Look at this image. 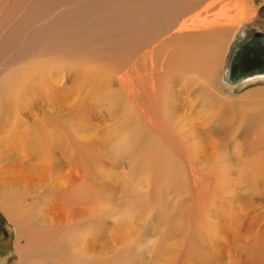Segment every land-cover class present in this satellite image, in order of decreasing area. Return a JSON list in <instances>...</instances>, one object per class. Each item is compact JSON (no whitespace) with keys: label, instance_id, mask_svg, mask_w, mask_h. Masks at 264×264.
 Here are the masks:
<instances>
[{"label":"rangeland","instance_id":"rangeland-1","mask_svg":"<svg viewBox=\"0 0 264 264\" xmlns=\"http://www.w3.org/2000/svg\"><path fill=\"white\" fill-rule=\"evenodd\" d=\"M210 1L0 0V107L24 106L30 112L35 103L39 108L34 120L24 119L17 110L14 115L13 111L0 114V264H20L21 259L30 264L27 255L32 252L19 256L18 251L33 250L50 237L64 235L59 223L50 233L17 231L25 221L22 212L28 218L43 213L28 191L24 201L9 197L13 179L19 176L25 188H36L33 167L42 165L26 161L25 149L11 144L13 138L21 137L14 128L23 126L22 130L32 133L34 125L40 137L46 138L51 128L56 140L61 135L71 143L77 140L87 145L80 154L68 141H61L69 147L68 164L54 170L55 175L48 174L57 185L45 191L55 196L40 205L44 209L51 204L52 213L64 221L63 202L76 208L77 199L85 197L83 224L71 221L74 264H264V78L234 87L222 84L224 46L215 66L214 87L210 93L202 91L222 99L224 121L207 129L204 119L196 121L200 125L194 127L192 137L197 162L193 153L166 148L167 142L162 144L156 134H148L143 127L146 122L139 119L134 102L123 97L119 82L124 77L128 87L130 83L138 86L146 65L138 61L133 69V62L165 34L174 32L181 19ZM243 1L248 9L242 23L255 19L264 6V0ZM156 51L157 64L167 58L171 47ZM168 79L175 81L178 76ZM175 84L171 89L173 96L175 91L178 94L173 101L178 109L163 113L161 105L158 113L163 120L175 118L182 127L188 96L203 89L179 85L178 80ZM163 89L169 88L164 85ZM17 93L21 95L20 100L16 95L18 101L13 100ZM143 94L140 108L149 105ZM196 112L197 107L191 114ZM121 139L126 144L114 155L111 140ZM129 144L136 151L134 162L126 154ZM83 159L92 162L83 166ZM8 166H20L14 168L22 172L8 170ZM217 168L227 182L220 190L214 179ZM59 256L54 259L68 263L63 252Z\"/></svg>","mask_w":264,"mask_h":264},{"label":"bare ground","instance_id":"bare-ground-1","mask_svg":"<svg viewBox=\"0 0 264 264\" xmlns=\"http://www.w3.org/2000/svg\"><path fill=\"white\" fill-rule=\"evenodd\" d=\"M247 9H248V5L243 0H211L210 2L206 3L202 8L196 10L191 15H188L186 18L181 19L180 21L181 23L178 24L174 32L170 34H165L163 39L161 41H158L159 42L158 45L154 47H150L147 51L142 53L139 60L133 62L134 63V65H132L133 69L135 68V64L138 61L143 62L146 65V68H144L146 73L144 74V77L138 81V86L136 85L134 86L133 83H130V87H128L127 83L123 81L124 77L119 79V82L121 83L123 89L122 91L123 97L132 100L134 102L132 103L137 107L138 113L140 114L138 116L139 119L141 118L142 121L146 122V123L144 122L145 126L143 127L146 128L148 134L152 135L153 137L154 134H156L155 139H158L162 144H166L167 142V144L164 145L166 146V148L168 147L171 149H181L183 151L187 150V154L193 153L195 156V159L193 160H195L196 162H197V158H196L197 155H195L193 151L194 150L193 148H195V144H194L195 138L192 137V135H194L195 133L193 132L194 127L196 128V126L200 125L196 121L198 119H204L202 123L205 129H207L208 127H218L220 126L222 121H224V117L221 114V110H222L221 106H223L222 99L219 97L218 98L213 97L212 92H211L212 96L207 95V93L206 94L202 93V91L204 92L206 91L205 89H208L209 91L214 87V80L216 78V72H217L215 70V66L218 65L219 56L223 51L224 46L227 44L226 53L222 58V65H223L222 73H221L222 84L228 87H234L244 82H248L259 78H264V71H263L261 73H255L253 75H249L248 77L241 78L240 80L237 81H232L231 79L229 66L231 65L233 59L237 57V59H235V61H233V64L231 65L232 66L231 71L232 74L234 75L236 68H239L236 65V61L239 59L238 51L240 53L243 50L248 49V51L244 55H248L249 53H255V50H253L254 49L253 46H255V44H258V42H256L251 47L248 42L252 40L253 43L255 40L259 41L260 38L263 41V47H264V6H262L258 10L255 19L242 23L246 15ZM240 22L241 24L239 25ZM229 37H231L230 41H226L225 43V40ZM172 43H174V45H172ZM246 43H248L249 47L247 46ZM166 47H171V51L167 53V55L165 56L167 58L163 60L161 59L156 64L154 58L156 57L155 55H157V53L153 55L154 52H158L156 50L161 48L166 49ZM158 57L162 58L160 57V54ZM247 57L248 56H245V58ZM126 75L128 76V74ZM171 75H177L178 79H176L175 81H169L168 78H171ZM177 80L179 85L182 86L185 85V87H190L192 85H196V86L199 85L198 89H203L200 90L202 95L200 94V92L198 93L197 91L196 96L193 97L188 96V100H186V106H185L188 114H186L187 119L186 121L183 122L182 127H180L182 123L177 124L178 121H176L175 118L173 119L166 118L165 119L167 121L166 122L161 117L159 118L160 112L158 113L159 109L160 108L162 109L161 105H163V110H162L163 113H167L170 111H172L173 113V110H175L176 104H174L173 101L175 100V97H178V94L175 91V95L173 96L174 93L172 92H174V90L173 88L171 89V87L177 82ZM164 85H167L169 89H163ZM185 87L183 88L185 89ZM162 92L166 93V96L164 98L161 96ZM142 94H143V98L144 96H146L144 98L145 101L149 100L148 102L149 107L147 106L146 108H140V106L138 105V103L141 102L140 96ZM16 95H18V100H20L21 95H19V93L14 95L13 100L14 99L17 100L15 98L17 97ZM119 96H120L119 93L116 92L115 98H118ZM196 97L199 98L198 105L197 103L195 104V102L197 101ZM8 98L12 99L11 92L10 93L8 92ZM142 102H144L143 99ZM34 104L32 105L30 112L23 110V108H25L24 106L23 108L21 107L19 108L18 106H16L15 109L13 107L10 108V107L2 106L0 107V114L4 115L3 114L4 112L13 111L12 113L14 115L15 113L14 110H17L19 112L18 114L21 115V117H23L24 119H30L31 117V120H34V118L37 117V113L39 111V108L36 109ZM195 107H197V112L193 116V114L191 113L192 110L194 111ZM18 123L21 124V118L19 119ZM18 123L16 124L18 125ZM168 125H170L169 128L166 127ZM53 126H55V124ZM22 127L23 126H20L19 128L16 129L13 127L14 130H16V132L14 131L15 133L18 134V132H21V137L13 138V142L11 143L12 147H14L15 149L17 147L25 149L24 151L26 153L25 156L27 157L29 155V157L25 158L27 159L26 161L30 162L37 160L40 163V165H42V167L37 166L38 169L33 167V172L35 173L34 177L36 176V180H37L36 183L34 184L36 185L35 189H32V185L25 188L26 186L24 184V179L19 176L20 180L19 178L17 180L13 179V181L15 180V182L10 187L9 192L11 196L9 195V197H10V201L17 199H19V201L21 200L24 201L25 199L28 198V196L33 197L35 201L34 202L32 200L33 203L37 205L36 207L39 209V212L43 211V213H41L39 216L34 215L28 218L29 216L27 217L24 214V212H22L21 214H23V216L25 217V221L19 223L17 231L18 233H23V231L26 232L27 229H33V230L43 231L45 233L49 231L50 233L51 229H54L55 226L58 227L59 224L64 226L63 231L65 230L66 226L68 227V229L60 233V234H64L63 236L59 235L61 236L60 238L57 237L55 239H52L50 237L51 240L49 239L47 242H45L46 241L45 240L44 241L45 243L42 242V244H39L38 246L34 247L33 250H24V251L17 250L18 255L20 256L22 252L30 251L32 252L31 255H27V257L30 258L29 260L32 261L30 264H60L61 261L59 262L58 258H57L58 260H55L54 258L58 257L63 252L65 255V261L68 262L67 264H74V261H72L73 257L70 247V239L73 235V230L70 229L72 226L71 221L73 219H77L78 223L81 221V224H83V207H84L83 203L85 201L84 200L85 197H83L84 195L82 196L83 198L80 201H78L79 199H77V202L73 204L74 206L76 205V208H72L71 206L72 204L69 205L71 202L69 204L67 203V201L63 202L61 207L63 208V212H64V218H65L64 221L62 219H58L56 215L52 213L51 204L46 205L44 209H42L40 205L43 203L45 198L51 197V199H53L55 196V192L45 191L46 187L49 188L52 185L54 186L57 185L56 183H54L53 179L48 178L49 176L48 174L51 173V175H55L57 172H53L54 170L58 168H64L68 164L66 159H67V155H68L67 153L69 151V147L66 145L67 142L64 145H61V141L63 142L64 139L65 141H68L70 148L80 154H82V152L86 150L85 147L87 145L81 143V141L76 143L75 141L77 140L72 141L71 143L66 138L62 139L61 135L57 136V131L55 127H54L55 128L54 133L57 137H60L59 140L55 139L53 134V129L51 128H49L46 134L44 133L46 138H43V136L40 137L39 132H37L38 127L36 125H34L33 128L31 129L32 133H29L28 132L29 130L27 129L22 130L23 129ZM58 129H60L59 126L57 127V130ZM76 130H79V127ZM81 133L82 132H80L79 134ZM74 136L76 135L74 134ZM125 142L126 141L122 139L111 140L110 147L112 149L114 148L115 151L114 155H117L116 150L124 146L126 144ZM169 143L172 144L170 145ZM130 148L132 147L129 144L128 147L124 149L127 150L126 154L129 158H131L129 160L132 161L133 159H135L136 151ZM78 157L81 158V155H78ZM42 158H43V164H42ZM21 159L19 160L22 161ZM81 162H82L81 165L88 166V164L92 161L91 160L87 161V159H83ZM14 167H20V166H14ZM14 167L8 166L7 169L13 170L15 172H22L21 170ZM189 167L191 169H194L191 164H189ZM26 169H28V166L26 167ZM191 179L198 181L196 177H193ZM214 179L218 183L217 187L219 190L226 187L225 185L227 182H225L221 178V168H217ZM18 182H22V183L18 184ZM195 183L197 182H194V184ZM16 184L18 185L17 189L14 188ZM22 187L24 188L25 191L21 190ZM38 187L42 189L41 193L39 192L40 189ZM27 191H28L27 194L28 196L24 193ZM8 210L10 212L13 211V209L9 207ZM15 218L16 217H14V221ZM37 233L39 234L40 232ZM42 236L45 235L43 234ZM24 237L26 241L29 240L31 241L29 237H26L25 235ZM78 258L81 259L80 257ZM19 262L20 264L28 263V262H23L22 259L19 260Z\"/></svg>","mask_w":264,"mask_h":264},{"label":"water","instance_id":"water-1","mask_svg":"<svg viewBox=\"0 0 264 264\" xmlns=\"http://www.w3.org/2000/svg\"><path fill=\"white\" fill-rule=\"evenodd\" d=\"M256 42H258V44H255ZM248 43L250 47L255 44V46H253L254 48L253 50H255V53H249L248 55H244L246 54L248 49L243 50L240 53L238 51L239 59L236 61V65L239 68H236L234 75L232 74V71H231L232 70L231 65L233 64V61L237 59V57L233 59L231 65L229 66L232 81H237V80H240L241 78L248 77L249 75H253L255 73H261L264 71V47H263L262 39L260 38L259 41L255 40L253 43H252V40H250ZM248 43L246 44L249 47ZM245 56H248V57L245 58Z\"/></svg>","mask_w":264,"mask_h":264}]
</instances>
